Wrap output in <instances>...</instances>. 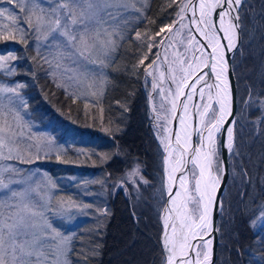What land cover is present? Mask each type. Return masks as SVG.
I'll use <instances>...</instances> for the list:
<instances>
[{
	"label": "snow or ice",
	"instance_id": "snow-or-ice-1",
	"mask_svg": "<svg viewBox=\"0 0 264 264\" xmlns=\"http://www.w3.org/2000/svg\"><path fill=\"white\" fill-rule=\"evenodd\" d=\"M175 2L176 0H168L167 7H172ZM0 3L12 6L11 9L0 7V41L18 40L24 44L28 43L25 39L26 32L20 27V14H23L24 23L36 33L37 41H47L51 37L55 42L52 45L55 49L53 59L41 58L50 66L55 63L56 69L65 67L66 72L74 70L62 64L65 60H72L79 68L84 66L81 62L95 64L99 57L107 58L117 48L116 38L124 39L118 22L122 19V12L126 11L130 4L135 11H141L135 6L136 0H54V2L49 0L47 8L39 0H0ZM243 6L244 0H198V3L194 0H181L177 12L179 20L164 25L160 32L155 34L160 35L167 29L168 38L170 40L178 38L177 42L185 47L183 53L177 51L173 54L174 59L168 67L167 78L175 85V91L169 89L165 95L164 89L159 88L163 96L161 109L165 115L161 117L160 113H156L157 124L154 125L160 128L159 121L163 119L165 122L164 135L161 136L159 133L157 135L164 152L165 188L168 192L167 205L162 215L164 233L161 264H212L211 237L214 232L220 231L218 226H214L213 210L219 207L223 213V200L217 195L223 179V162L219 160L217 134L226 123L229 124L224 147L232 153L235 150L234 126L237 120L228 121V117L233 116V105L236 101L229 77L236 73L235 65L230 68L228 54L234 53L239 46L240 10ZM16 9H19V13ZM189 9L193 17L190 25L195 26L204 43L211 48V52L206 51L204 43L191 33L190 25L184 23L186 18L184 14ZM214 15L218 16V20H214ZM177 23L179 29L175 27ZM185 28H189L186 44L182 34ZM219 33H223V36ZM58 37H63V40ZM136 38L141 39V33L137 32ZM146 38L153 41L147 45L150 52L156 46L155 36ZM196 52L200 54L196 55ZM188 53L192 55L189 56ZM37 54L39 55V51ZM16 59L17 57L11 53L0 54V68H4L8 61ZM147 59V54L143 55L134 67L143 65ZM157 60H153L144 69L146 75L153 77V90L158 88ZM99 63L103 65L105 60L99 59ZM81 75L85 80L88 79L87 73ZM164 75L163 72L160 73L162 79ZM74 78L68 77L69 80ZM213 78L215 82L209 83L208 81ZM76 82L81 83L79 78H76ZM106 82V79H101L98 85L95 79L89 80L87 89L92 96H97L98 87L99 94L102 95ZM57 86L63 87L62 84ZM20 87L23 85H17V88L0 85V93L19 95L17 89ZM205 89L208 90V102L193 105L198 118V125L193 126L189 122L193 114L188 101L192 100L197 91L203 100ZM65 90L67 91V88ZM181 97L185 99L181 100ZM240 103L243 110L258 112L255 123L264 125V89L255 91L249 86L247 97ZM165 104H170L171 107L165 108ZM180 104L183 105V111L177 113ZM87 108L88 105L85 104V109ZM153 112H156L154 106ZM170 116L173 119L178 118L179 128L167 127ZM14 119L17 122L20 120L18 112L15 113ZM194 135L198 137V141L193 140ZM51 144L52 141H47L46 146L50 147ZM31 147L28 146L29 153ZM36 148L37 153L42 150L40 144H37ZM5 149L8 153L6 156ZM13 153H16L15 157ZM13 158L25 162L20 155L18 134L13 123L8 119V114L0 108V159ZM59 159L58 155L57 160ZM27 162H32L30 155ZM189 164L192 167L186 170ZM6 173H18V170L0 167V189L6 190L0 192V196L3 197L0 199V264H72L68 259L71 237L62 236L53 227L44 213L30 202L27 190L17 191L10 187L22 181L13 179L11 175L6 176ZM176 173L181 175L179 186L175 188L173 194V187L170 185L175 183ZM138 174V169L129 172V181L135 183L133 178ZM140 179L143 183H148L143 177ZM52 187H55V184H52ZM83 207L89 208L91 205L85 204ZM102 214L109 213L105 209ZM258 220H264V204L260 206L259 215L251 224L255 226ZM197 238L198 242L193 245L192 241ZM90 251L92 255L97 254L95 248ZM84 259H88L87 254H84Z\"/></svg>",
	"mask_w": 264,
	"mask_h": 264
},
{
	"label": "trees",
	"instance_id": "trees-1",
	"mask_svg": "<svg viewBox=\"0 0 264 264\" xmlns=\"http://www.w3.org/2000/svg\"><path fill=\"white\" fill-rule=\"evenodd\" d=\"M180 2L176 0L172 7H167L168 0L147 1L144 15L130 24L117 47L101 99L92 104L57 86L49 76V64L32 47V31L26 34L27 44L18 40L0 41V54L11 53L17 57L13 63L16 73L12 77L0 73V82L23 85L20 92L30 119L68 145L59 154V160L58 155H52L31 166L51 177L63 178L66 184L60 188V194L72 202L70 205L79 204L83 209L71 226L73 237L68 259L72 264H161L159 217L166 195L164 152L151 126L144 71L155 59L157 46L149 52L147 45L153 41L146 37L155 36V45L160 42L164 32L155 34L176 20ZM262 6L264 0H247L240 10L241 41L232 62L236 73L237 115L249 86L255 91L264 89ZM255 19L260 30L251 39L249 28L254 27ZM137 32L141 33V39L136 38ZM145 54L148 59L144 64L134 67ZM258 129L259 136L264 138V125ZM240 139L236 136L234 152L239 148ZM247 145L248 142L244 146L245 155ZM236 158L233 153V159ZM261 160L257 168L246 156L240 160L244 171L242 193L235 213L230 214L233 225L227 234L223 228L227 239L219 237L216 264H224V260L229 264L230 261L264 264V243H261L264 227L254 230L250 224L264 204V152ZM135 166L148 183L128 185L124 191L119 185L124 182L125 173ZM225 201L226 197L224 206ZM85 204L91 207L84 208ZM105 209L108 215L102 214ZM219 229L221 233L220 221ZM93 248L96 255L91 254ZM84 254L88 255L87 260Z\"/></svg>",
	"mask_w": 264,
	"mask_h": 264
},
{
	"label": "rangeland",
	"instance_id": "rangeland-1",
	"mask_svg": "<svg viewBox=\"0 0 264 264\" xmlns=\"http://www.w3.org/2000/svg\"><path fill=\"white\" fill-rule=\"evenodd\" d=\"M147 1L148 0H136L135 6L141 9L140 12L135 11V9L131 7V4L126 11L122 12V19H120L118 22L120 24V31L123 32L124 37L127 35L128 29L130 28V24L144 15V11L147 6ZM245 1L247 0H244V2ZM39 2L43 4L45 8L49 6V0H39ZM0 7H7L11 9L12 6L6 3H0ZM248 9L249 7L246 8V10ZM16 11L17 13H19V9H16ZM251 15L253 17L255 13L253 12L251 13ZM177 18L179 17L176 16V19ZM184 23L190 25V20L185 19ZM253 25L254 27L249 28V30H251L252 33L251 39H253L254 34L259 33L258 30H260L256 19L253 21ZM20 27L25 30L26 34L32 31L30 32L33 39L31 41H32V47L34 48L35 52L38 53L39 51V54L42 57H47V59L52 60L53 55L55 53V49L52 47V45L55 42L52 40V38L49 37L47 41L44 40L37 41L36 33L32 29H29L28 25L24 23L23 14H20ZM176 28L179 29V24L176 26ZM190 29H191V33L194 34L197 37V39L201 41V36L195 30V26L190 25ZM182 34L185 38V44H186L187 37L189 34V28L183 29ZM58 38L60 40H63V37H58ZM116 39H117V47H118L121 40L119 39V37H117ZM177 40H170L168 38L167 29H166L164 35L160 38V42L156 44L157 49H156L155 59H153V60H157V55L159 54V59L157 60V67L159 68V71L156 72V82L158 84V88L156 90H153L152 87L153 77L146 75V90H147L146 92L148 93V103L152 118L151 126L157 144H159V147L161 149H163V147L160 144L157 135L158 133L161 136L164 135L163 132V126L165 124L164 120L161 119L159 121V124L161 125L160 128L154 127V125L157 124L156 113H160L161 117L165 115V112L161 109L163 96L161 95L159 88L162 87L164 89L165 95L167 94L169 89H171L173 92L175 91V85L172 84V81L168 79L167 76H168L169 64L174 59L173 54L177 51L181 53L185 51L184 45H180L177 42ZM240 41H241V36H240ZM116 50L110 53V55L107 58L103 56L99 57V59L105 60V63L103 65L99 63V59H97L96 57H94V59H97V63L91 64L87 62H81L83 63L84 66L79 68L77 67V64L74 63L72 60H65L62 62L64 66L74 71L66 72L65 67L63 66L60 69H56L55 63H53L51 66L49 65L50 67L49 76H51V78L54 80V82L57 83V85L62 84L63 87L60 88H62L66 93L78 97L80 99L86 100L90 104H92V102L99 101L102 95L99 94V88L97 87L96 89L98 93L97 96H92L90 94V91L87 89V83L89 82V80L95 79L97 81V84L99 85V81L101 79H107L106 77L107 70L113 63L112 61H114ZM199 54H200L199 52H196V55ZM188 55L191 56L192 53H188ZM14 62L15 60L8 61L4 68H0V73L4 74L5 76L12 77L16 73V67H14L13 65ZM153 70L154 69H150V71ZM161 72L165 74L163 79L160 76ZM82 73H87L88 76L87 80L83 78V76L81 75ZM69 76H74L75 78L73 80H69L68 79ZM76 78H79L81 83L78 84L76 82ZM0 85L10 88H17V85L19 84L18 83L8 84V83L0 82ZM66 88L67 91L65 90ZM17 91L19 95H16L14 93H0V108H2L3 111L8 114V119L13 123L15 131L18 134L20 155L23 156L25 162H21L20 159H16V158L10 160L0 159V167L14 168L18 170V173H6V176L11 175L13 179L22 181V183L13 184L10 187L14 188L17 191L22 189L27 190L29 192L30 202L35 204L38 210L44 213V216L53 225V227L56 228L62 234V236L71 237L72 240L73 233L71 231V226L73 225V223H76L75 221H77L80 218L81 215L80 212L83 210L82 207L79 204H75V203L73 205H70V203L72 202L65 200V198L62 197V195L60 194L61 191L60 188L63 187L64 184H66L63 178L58 179L51 177L50 174L44 171H40L39 169L31 166L35 162L39 160H43L49 156L50 157L52 155L57 156L59 154L64 153L68 145L66 143H61V139H58L56 134H52L50 130L46 131L45 129H42V127L37 122L30 119V115L27 109H25L26 108L25 99L20 92L21 88H18ZM207 91L208 90L205 89V96L203 100L201 99L200 95H198V99H197L198 104L208 102ZM150 95H151V99H150ZM246 97L247 94L243 97V99ZM188 103L191 109L193 104V98L191 101H188ZM153 106L155 107L156 112H153ZM170 107H171L170 104H165V108H170ZM235 109H236V120H237V123L234 126L235 144H236V136H240L241 142L239 144L238 150L229 153V161H230L229 179L228 182H226L227 183L226 190L222 197V200L224 197H226V201H225L226 203H224L225 206L223 205V213L220 212V214H218L219 215L218 227H219V221L221 223V233L219 231L217 235L218 243H219V237L220 238L225 237V239H227L226 234L233 225L230 219V214L235 213V209L238 202L237 200L240 198V195L242 193L241 189L244 181V171L242 170L240 160L244 159L246 156V158L251 160L253 165L257 168L259 166L258 164L262 162L261 153L264 152V138L259 136L260 134V130L258 129L259 125L255 123L256 117L259 115V113L256 112L255 110L245 111L243 110V105H242V108L239 109V115H237L238 105L236 106ZM17 112L19 113L20 116V120L18 122L14 119L15 113ZM172 121L173 118L170 116L169 122L167 123V127H169L170 129H172ZM196 121H198L197 117H196ZM217 140H218L219 160L221 161L220 141H219L220 134L217 135ZM47 141H52L50 147L46 146ZM246 142H248V145L245 155L244 146L246 145ZM37 144H40L42 146V150L39 153H37V148H36ZM29 145L32 146L30 153L28 149ZM236 147L237 145H235V148ZM233 153L237 156L235 160L233 159ZM4 154L5 156L8 154L7 149L4 150ZM15 155L16 153H13L14 157ZM29 155L31 156V160H32L31 163L27 162ZM37 156L39 158H37ZM133 169H138V173H139L136 177L133 178L136 181L135 183H132L128 179V173L131 172ZM29 177H31V179H28ZM141 177H142L141 171L139 170L138 167L135 166L134 168L128 170L125 173L124 182H122L119 185V187L122 185L121 189L126 191V186L128 185H131L133 187L138 186L139 183L144 185L145 183L142 182V180L140 179ZM52 184H55V187H52ZM4 191L6 190L0 189V192H4ZM165 192H167L166 188H165ZM2 198L3 197L0 196V199ZM251 227L254 230H258L260 227H264V220H258L256 225L253 226L251 224ZM223 228L226 234H224ZM71 240L69 242V247ZM216 263L217 262L214 261L213 264ZM223 263L226 264L227 260H224ZM230 264H236V263L230 261ZM239 264H241V262Z\"/></svg>",
	"mask_w": 264,
	"mask_h": 264
},
{
	"label": "water",
	"instance_id": "water-1",
	"mask_svg": "<svg viewBox=\"0 0 264 264\" xmlns=\"http://www.w3.org/2000/svg\"><path fill=\"white\" fill-rule=\"evenodd\" d=\"M195 3H197V0H194ZM185 19H189L191 21V19L193 18L192 17V12L191 10L189 9L185 14ZM179 18H177L175 21H178ZM179 23H177L175 25V27L178 25ZM196 30V28H195ZM240 34H241V28H240ZM220 36H223V33H220ZM201 41H202V38H201ZM226 43V42H225ZM239 43H240V36H239ZM236 52V51H235ZM235 52L234 53H229L228 54V60H229V64H230V68L232 66V61H233V57L235 56ZM204 71H207V69H204ZM194 79V78H193ZM230 79V82L233 86V93H234V97L236 98V101L234 102V105H233V116L231 117H228V121L230 122L231 120L235 119L236 120V106H237V85H236V79H235V75H230L229 77ZM190 83L192 82L191 80L189 81ZM209 83H213L214 82V78L209 80L208 81ZM199 87V85H198ZM185 91H189V89H185ZM198 95H199V92L197 91L195 93V95L193 96V104H192V108H191V113L193 114L192 115V120L193 122H195V119H196V108L193 106V105H197L198 104ZM183 98L185 99V97H181L180 99L183 100ZM150 101V100H149ZM182 106V104L178 105V108H177V113L180 112V107ZM178 118L177 119H173L172 121V129H177V126H178ZM229 126L228 123L225 124L224 128H222V130L219 132L220 134V158H221V161L223 162V173H222V176H223V179H222V182H221V186H220V190L218 191L217 195L220 199H222V196L225 192V189H226V186H227V183L228 182V179H229V151L226 147H224V144L226 143V140H227V127ZM174 138V136L172 137V139ZM190 169V164L186 166V170H189ZM181 175V173H176V180H175V183H174V186H173V189H175L177 186H178V183H179V176ZM167 201H168V195H166V202H165V206L167 205ZM163 206V207H165ZM164 209V208H163ZM221 210L219 207L215 208L213 210V221H214V226H218V217L220 214ZM162 215H163V212H162ZM161 218V224H163V220H162V216L160 217ZM163 233H164V228H163ZM218 232H214L212 234V239H213V255H212V264L214 263L215 259H216V254H217V248H218ZM163 236V234H162ZM162 236H161V245H162ZM208 237H205V239H207ZM198 242V238L197 240H193L192 243L193 245H195L196 243ZM162 249V248H161ZM193 255H194V252H193Z\"/></svg>",
	"mask_w": 264,
	"mask_h": 264
},
{
	"label": "bare ground",
	"instance_id": "bare-ground-1",
	"mask_svg": "<svg viewBox=\"0 0 264 264\" xmlns=\"http://www.w3.org/2000/svg\"><path fill=\"white\" fill-rule=\"evenodd\" d=\"M197 3H198V0H197ZM197 17H198V13H197ZM214 20H218V16H215L214 15ZM217 26H218V24H217ZM219 35H220V33H219ZM202 38V37H201ZM202 43H204V41H203V38H202ZM204 48H205V50L206 51H208V52H211V48H208L207 47V45H206V43H204ZM215 82V81H214ZM213 82V83H214ZM183 100H184V98H183ZM183 111V105L180 107V112H182ZM179 122V121H178ZM193 126H196V125H198V121H196V119H195V122H193V120H192V116L190 117V121H189ZM180 127V125H179V123H178V126H177V128H179ZM205 135H206V133H205ZM217 135H219V133L217 134ZM174 140H175V137L173 138V143H174ZM193 140L194 141H198V137H196L195 135L193 136ZM227 141V140H226ZM191 166V165H190ZM164 175H165V173H164ZM170 186H174V184H171ZM178 186H179V183H178ZM177 186V187H178ZM174 192H175V189H173V194H174ZM167 194H168V192H167ZM160 218V217H159ZM160 221H161V218H160ZM163 222V221H162ZM163 228H164V224H163ZM170 230V229H169ZM162 246V245H161Z\"/></svg>",
	"mask_w": 264,
	"mask_h": 264
},
{
	"label": "flooded vegetation",
	"instance_id": "flooded-vegetation-1",
	"mask_svg": "<svg viewBox=\"0 0 264 264\" xmlns=\"http://www.w3.org/2000/svg\"><path fill=\"white\" fill-rule=\"evenodd\" d=\"M202 42V41H201Z\"/></svg>",
	"mask_w": 264,
	"mask_h": 264
}]
</instances>
